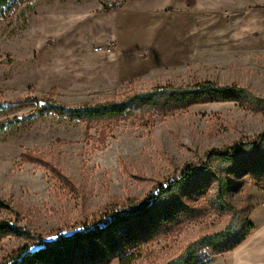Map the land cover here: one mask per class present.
<instances>
[{
  "label": "rangeland",
  "instance_id": "374dc122",
  "mask_svg": "<svg viewBox=\"0 0 264 264\" xmlns=\"http://www.w3.org/2000/svg\"><path fill=\"white\" fill-rule=\"evenodd\" d=\"M205 84L264 103V0H35L0 18V223L46 241L103 226L186 165L264 133V110L243 98L94 124L37 114L39 101L100 105ZM161 205L173 218L124 245L128 264H170L227 230L231 243L252 235L264 222V143L214 161ZM26 243L0 239V264Z\"/></svg>",
  "mask_w": 264,
  "mask_h": 264
},
{
  "label": "trees",
  "instance_id": "16d2710c",
  "mask_svg": "<svg viewBox=\"0 0 264 264\" xmlns=\"http://www.w3.org/2000/svg\"><path fill=\"white\" fill-rule=\"evenodd\" d=\"M34 1L0 0V18H9L21 5ZM210 97H220L226 101L243 98L255 103L258 109L264 110V103L244 90L205 84L190 89H156L131 99L100 105L86 103L69 107L44 100L38 102L42 105L37 114H55L61 118L94 124L105 120L126 118L137 111L150 108L158 109L159 107L163 110L171 106L183 107L200 102L206 103ZM263 143L264 133L255 140L242 141L227 149L212 150L205 156L203 163L186 165L179 178L174 179L167 186L160 185L155 193L143 201L113 214L103 226L86 227L69 236L58 234L54 240L46 241L27 229L1 222L0 239L13 236L27 241L26 245L14 252L6 264H111L116 259H119L121 264H128L132 257L125 255L124 245L133 243L140 235L147 233L149 229L147 226L156 223L158 218L164 223L170 222L173 218L174 214L168 205L158 207L160 199L171 196L192 178L209 172L214 161L233 162L247 147H257ZM220 190L223 191V187ZM5 207V204L0 201V208ZM227 232L231 233L227 230L222 234L199 240L188 248V254L185 257L170 264H207L208 261H199L201 249L208 247L213 254L220 256L239 247L250 235L246 234L241 241L231 243L228 241Z\"/></svg>",
  "mask_w": 264,
  "mask_h": 264
},
{
  "label": "crops",
  "instance_id": "0c3cea01",
  "mask_svg": "<svg viewBox=\"0 0 264 264\" xmlns=\"http://www.w3.org/2000/svg\"><path fill=\"white\" fill-rule=\"evenodd\" d=\"M207 264H264V222L239 247Z\"/></svg>",
  "mask_w": 264,
  "mask_h": 264
},
{
  "label": "built area",
  "instance_id": "2783aa9c",
  "mask_svg": "<svg viewBox=\"0 0 264 264\" xmlns=\"http://www.w3.org/2000/svg\"><path fill=\"white\" fill-rule=\"evenodd\" d=\"M96 51H103V48L102 47H99V48H97L96 49ZM105 51L107 52V53H110L112 50H111V46H107L106 48H105Z\"/></svg>",
  "mask_w": 264,
  "mask_h": 264
}]
</instances>
